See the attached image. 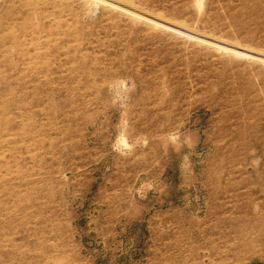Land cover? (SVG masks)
Segmentation results:
<instances>
[{
  "label": "rangeland",
  "instance_id": "obj_1",
  "mask_svg": "<svg viewBox=\"0 0 264 264\" xmlns=\"http://www.w3.org/2000/svg\"><path fill=\"white\" fill-rule=\"evenodd\" d=\"M0 264H264V0H0Z\"/></svg>",
  "mask_w": 264,
  "mask_h": 264
},
{
  "label": "bare ground",
  "instance_id": "obj_2",
  "mask_svg": "<svg viewBox=\"0 0 264 264\" xmlns=\"http://www.w3.org/2000/svg\"><path fill=\"white\" fill-rule=\"evenodd\" d=\"M126 8V7H125ZM124 10V9H123ZM141 11V10H140ZM139 13V12H138ZM151 19V18H150ZM172 25V24H171ZM170 26V25H169ZM175 27V26H174ZM179 29V28H178ZM182 30H184L183 28H181ZM193 33V32H192ZM193 36V35H192ZM211 39V38H210ZM209 39V40H210ZM214 39V38H213ZM216 39V38H215ZM216 42V41H215ZM224 42V41H223ZM233 44V43H232ZM226 45V44H225ZM234 45V44H233ZM223 45L221 44V47H222ZM235 46H237L236 44H235ZM220 47V46H219ZM227 47V46H226Z\"/></svg>",
  "mask_w": 264,
  "mask_h": 264
}]
</instances>
